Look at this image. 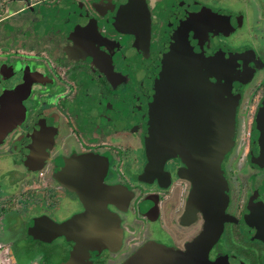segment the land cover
<instances>
[{
	"label": "flooded vegetation",
	"instance_id": "obj_1",
	"mask_svg": "<svg viewBox=\"0 0 264 264\" xmlns=\"http://www.w3.org/2000/svg\"><path fill=\"white\" fill-rule=\"evenodd\" d=\"M166 48L196 65L160 97ZM263 103L264 0H0V247L11 264H264ZM38 219L65 226L41 239Z\"/></svg>",
	"mask_w": 264,
	"mask_h": 264
},
{
	"label": "water",
	"instance_id": "obj_2",
	"mask_svg": "<svg viewBox=\"0 0 264 264\" xmlns=\"http://www.w3.org/2000/svg\"><path fill=\"white\" fill-rule=\"evenodd\" d=\"M172 52L170 51L168 53V49H164L163 51V55L160 56L158 58V60L154 63V65L151 66L150 70H151V77L152 79L156 82V81H160V86L161 89L164 91L161 94H159V96H163V97H168L170 95V90L173 89V80L174 77H176V75L179 73L175 67L178 68V66H182V73L186 74V76H189L188 70L189 72H193L192 68L194 67L195 64V60L192 59V56L190 54H186L183 53L182 51H176L175 49L173 50V48L171 49ZM187 67V69L183 72V67ZM185 67V68H186ZM187 80H191L192 78H188L186 77ZM202 81V80H201ZM208 91L210 92L209 97H211V90L208 89ZM157 97V96H156ZM218 106L220 107V112L223 113L224 117L227 119H229V115L228 113V104L226 103V100L224 99V102L220 101ZM260 116H261V120L262 123L264 124V103H263V107L262 110L260 111ZM227 119H225L224 121H227ZM221 123V121H219L218 119V123ZM210 123V122H209ZM219 123V128L216 130V133L218 134V139L224 141L226 138V130H225V126ZM262 133H264V126L263 128H261ZM65 226V225H64ZM64 226H60L57 225L55 223H53L51 220H47V219H38L35 220L33 225L30 227L29 232L31 234H33L34 236L41 238V239H49V237L45 234H42V232L44 231H39V228H43L45 229L49 236L51 235H57L59 233H61L63 231V227ZM143 257V255H136L133 257V259L127 263V264H137L138 260H140Z\"/></svg>",
	"mask_w": 264,
	"mask_h": 264
},
{
	"label": "rangeland",
	"instance_id": "obj_3",
	"mask_svg": "<svg viewBox=\"0 0 264 264\" xmlns=\"http://www.w3.org/2000/svg\"><path fill=\"white\" fill-rule=\"evenodd\" d=\"M197 6V5H196ZM245 22L248 23V19H247V12H245ZM2 167V163L0 165V168ZM11 173L12 172H8L7 170L5 169H0V177H6L7 178H10L11 177ZM9 221H10V226H9ZM4 222H5V227H6V230H5V235H9V231H10V234L13 236L15 235L16 238H19L18 240H21V241H25V239L20 235L18 234V232L15 231L14 227H15V222H16V219H13V218H9V217H6L4 218ZM4 235V236H5ZM49 247H53L51 245H49ZM3 248L0 247V264H11V262H15L14 259L15 257H18V254H12V253H6L4 250H2ZM34 250V249H33ZM32 250V251H33ZM20 251L22 252V249H20ZM21 254V253H20ZM34 254V253H33ZM15 256V257H13ZM13 258V259H12ZM22 260H24V255L22 254V257H21ZM13 260V261H12ZM16 263V262H15Z\"/></svg>",
	"mask_w": 264,
	"mask_h": 264
}]
</instances>
